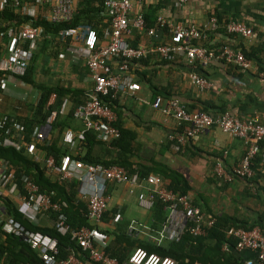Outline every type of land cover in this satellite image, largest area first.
I'll list each match as a JSON object with an SVG mask.
<instances>
[{
	"label": "built area",
	"instance_id": "2783aa9c",
	"mask_svg": "<svg viewBox=\"0 0 264 264\" xmlns=\"http://www.w3.org/2000/svg\"><path fill=\"white\" fill-rule=\"evenodd\" d=\"M80 0H0V12L10 4L16 13L26 17L19 25L0 29V91H5L14 79L23 84L20 77L25 75L29 61L36 52L43 37L42 27L36 23L41 16L55 23L68 21L77 10ZM186 0H179V3ZM105 14L109 17L101 35L92 25H80L62 29L59 37L68 40V53L60 58H69L72 62L84 64L89 71L91 87L86 92L87 100L74 109V117L83 124L82 129L75 131L67 128L62 133V142L75 153L78 139L84 138V133L92 130L96 138L103 142H112L120 136L119 129L114 125L117 114L103 98L115 100L121 94L134 93L136 83L132 76L134 63L152 56L158 61H174L177 56L184 55L189 63L198 62L206 65L219 58L226 63L236 65L245 70H256L264 80V70L255 69L252 59L247 58L240 50L230 45H222L218 50L207 48L198 43L201 28L195 24L175 25L159 15L156 24L147 27L143 15L142 0H103ZM230 34L243 37L253 36V30L242 21L228 20L222 22ZM221 24L215 15L210 16L207 29L217 30ZM136 31L142 40L133 44L130 40ZM164 32L170 34L168 39H162ZM51 36L49 35L48 38ZM189 78L200 89L204 90L211 84L204 76L192 72ZM52 94L49 103H53ZM38 100V99H37ZM68 99H64L60 108L51 111L46 122L35 128L34 141L25 142L23 125L13 116H0V144L17 150L26 149L34 160L41 162L47 172L55 180L80 181L79 195L85 201L87 218L93 225H101L103 216L109 209L111 195L107 192L108 185L127 183L130 193L140 188L137 194L139 206L151 210L156 199L165 205L167 215L159 229H153L150 224L132 219L129 230L132 233H142L147 239L160 246L164 242L178 241L183 233L188 231L193 235H206L214 225L215 220L193 204L189 194H180L170 189L165 179L159 174L150 173L140 177L137 172L130 173L118 166L103 164H86L69 155H64L59 161L54 156L44 157L43 150L36 146L48 144L51 136V124L58 114L66 112ZM163 104V97L157 96L153 107L161 108L167 115H172L181 129L171 132L168 139L174 150L184 148L187 142L207 128L217 125L222 132L243 140L245 152L233 168L231 174L222 169L221 162L216 165V173L225 181H231L234 176L250 178L253 175L252 160L261 151L264 161V123L257 118H241L229 111L216 114L203 110H191L177 97H172ZM0 193L19 202L18 209L34 225H40L41 218L56 213L54 227L61 233L69 232L65 224L63 206L52 199L53 192H42L33 179L23 173L16 174L15 168L3 157H0ZM122 218L118 210L111 218L115 224ZM3 230L8 234L19 236L31 249L38 252L43 264H176L175 259L149 252L143 247L134 248L126 257L119 261L106 251L108 236L100 233L98 228L83 226L70 231L87 257L80 258L71 251L65 259L58 257V241L55 237L28 229L13 217H5ZM227 238L235 239V247L239 250L248 249L256 254L255 260L264 264V231L259 227L245 229L231 227L227 230ZM224 251L230 250L225 241ZM248 260L247 264H252Z\"/></svg>",
	"mask_w": 264,
	"mask_h": 264
},
{
	"label": "crops",
	"instance_id": "0c3cea01",
	"mask_svg": "<svg viewBox=\"0 0 264 264\" xmlns=\"http://www.w3.org/2000/svg\"><path fill=\"white\" fill-rule=\"evenodd\" d=\"M142 1L143 10L149 5L156 6L157 15L165 17L175 25L195 24L200 27V45L218 50L222 45L228 44L243 54L254 52L256 57L251 59L255 69L264 70V0H186L182 3H179V0ZM213 12L220 15V18L217 17L222 22L231 19L244 22L252 28L253 36L230 34L224 26L217 30L207 29L205 26ZM169 37L170 34L164 32L162 39ZM130 40L133 44H138L142 39L133 30ZM2 42L6 40H0V43ZM2 54L0 49V56ZM63 60H67L70 71L75 75V86L90 88L89 72L78 75L71 69L72 63L85 65L72 62L68 57L58 61ZM51 65L54 67L55 62ZM40 70L44 72L43 68ZM78 72L80 73L81 69ZM192 72L204 76L211 85L200 90L189 78ZM131 73L136 89L134 93L121 94L119 103L123 109L125 127L137 133L136 145L140 157L134 159L135 162L144 163L151 157L158 161L164 159L161 162L186 176L194 189L189 195L193 199L197 198L204 210H209L217 216H234L247 224H256L255 227L261 226L264 231V161L261 151L252 160V177L234 176L231 181H225L222 176L217 175L216 165L221 162L223 171L231 174L245 152L243 140L232 137L222 132L217 125H213L191 138L184 148L176 151L172 142L168 147L166 143L170 141L168 135L179 130L181 126L172 115H167L161 108L152 105L157 96L163 97L162 105L170 98L177 97L191 110H201L202 102H209L212 106L208 113H220L218 110L223 108L241 118H257L264 123V80L259 77L257 71L241 69L219 58L206 65L196 61L189 63L184 55H179L174 61L167 62L155 60L152 56L139 60L134 63ZM21 85L18 79H14L9 82L5 91H0V114L30 113V105L39 97L38 91L29 83L24 82L23 87ZM78 123L83 126L80 120ZM146 148L152 150L151 155L145 154ZM177 163L185 168L178 169L174 166ZM165 181L169 182L167 179ZM110 188L112 191L109 208L120 210L128 229L132 219L149 224L152 220L151 210L139 206V187L135 188L133 193L129 192L130 186L127 183L112 184ZM79 198L85 202L80 195ZM55 218L43 216L40 226L54 227ZM94 226L111 231L115 229L116 223L103 220L101 225ZM133 235L147 239L142 233ZM108 239L110 241L112 236L109 235ZM233 240L235 241L234 238ZM229 251L240 258V264H247L248 260H253L252 264H260L251 250H239L235 245H230Z\"/></svg>",
	"mask_w": 264,
	"mask_h": 264
},
{
	"label": "trees",
	"instance_id": "16d2710c",
	"mask_svg": "<svg viewBox=\"0 0 264 264\" xmlns=\"http://www.w3.org/2000/svg\"><path fill=\"white\" fill-rule=\"evenodd\" d=\"M103 0H80L78 7L72 18L68 21L55 23L45 20L39 16L36 23L43 29V37L39 43L37 51L29 61L25 75L21 76L22 82L29 83L38 91V101H34L30 105V113L26 115L0 114L13 116L24 127L25 142L30 144L34 141L33 133L35 128L46 122L51 111L59 109L63 100L68 99L66 112L58 114L51 124V136L48 144H40L36 142V146L43 150L44 157L54 156L56 161L64 155H69L76 160L86 164H103L104 166L118 165L127 169L130 173L137 172L140 177L147 176L150 173L159 174L169 182L167 186L180 194H189L193 191L186 176L179 170L170 167L166 163L151 157L147 162H135L134 159L139 158V149L136 145L137 133L125 127L124 113L119 103V98L109 100L108 102L117 114V121L114 125L119 129L120 136L112 142H103L96 138V134L92 130L84 133V138L78 139L76 152L73 153L69 147L62 142V133L67 128L78 131L82 126L74 117V109L87 100L86 92L88 89L64 83L61 79L53 81H38L37 72L47 67L48 63L54 57L59 60L60 55L68 53V40H61L59 32L62 29L76 27L80 25H92L99 35L102 34L104 28L108 26L109 17L104 12ZM157 7L149 5L143 10L144 19L147 27L156 24ZM215 15L220 18L217 12H213L210 16ZM217 17V18H218ZM218 18L219 23L222 21ZM26 17L15 12L9 4L4 11L0 12V29L8 28L12 25H19ZM220 26V27H221ZM219 27V28H220ZM225 29V28H224ZM49 35L51 36L50 38ZM247 58L256 57L254 52H244ZM55 62V61H54ZM167 62V61H163ZM71 69L78 75H84L88 71L86 66H79L72 63ZM79 69L81 72L79 73ZM82 80V77H80ZM55 94L53 103H49L50 97ZM201 110L208 112L212 106L209 102H202ZM218 111L224 112L223 108ZM179 128V127H178ZM181 129V127H180ZM169 143H166L168 147ZM0 157L5 158L16 170V174L20 176L25 173L29 175L33 181L39 186L42 192H53L52 199L62 204L63 214L65 216V224L69 232L61 233L53 226H40L32 224L26 215L18 209L13 201L3 193H0V264H43L38 252L31 249L19 236L8 234L3 230L5 217H13L28 229L39 231L55 237L58 241V257L65 259L71 251H74L80 258L87 257V253L80 247L78 242L72 238L70 233L73 229L83 226L91 229L98 228L89 223L87 218L86 203L79 198L80 181L77 178L71 180H55L42 166L41 162L34 160L28 154L25 148L17 150L13 147L0 144ZM110 184L107 192L111 194ZM193 204L200 207L202 211L215 220L214 225L208 230L206 235H193L186 231L178 241L164 242L160 246L156 245L149 239L134 237L127 228V222L122 218L116 222L115 229L109 231L98 228L100 233L107 236L111 235L112 239L106 244V251L119 261L126 260L128 253L136 247H143L149 252H155L162 256H169L175 259L176 264H240V258L233 252L224 251L222 245L225 241L229 245H235V241L227 238V230L231 227H242L251 229L256 224H247L238 220L234 216L229 215H213L209 210H204L197 198L193 199ZM164 203L156 199L151 208V218L149 222L153 229H159L162 221L165 219L167 212ZM118 210L113 207L109 208L104 214L103 219L107 222L111 220ZM56 213H51V217L55 218ZM261 227V226H259ZM263 230V228L261 227Z\"/></svg>",
	"mask_w": 264,
	"mask_h": 264
},
{
	"label": "rangeland",
	"instance_id": "374dc122",
	"mask_svg": "<svg viewBox=\"0 0 264 264\" xmlns=\"http://www.w3.org/2000/svg\"><path fill=\"white\" fill-rule=\"evenodd\" d=\"M55 61V66L52 67V62ZM40 68H42V66H40ZM44 72L42 70L39 69L36 77L39 81H53L55 82L56 80H62L64 83H71L72 85H75L77 83V80L75 78L74 73H72L70 71L69 68V63H67V60H63V61H58L55 60L54 57L52 58V60L48 63L46 69L43 68ZM20 82V81H19ZM86 85V84H85ZM23 87V84L21 85ZM86 88V87H85ZM16 102H18L16 100ZM145 154L146 155H151L152 154V150L150 149H145ZM160 161H164L160 160ZM175 167H177L180 170H183L185 167L183 165H181L180 163H177L174 165ZM13 203L19 207V202L12 199ZM0 216H2L1 214V206H0ZM45 216V215H44ZM51 219V215L48 216Z\"/></svg>",
	"mask_w": 264,
	"mask_h": 264
}]
</instances>
